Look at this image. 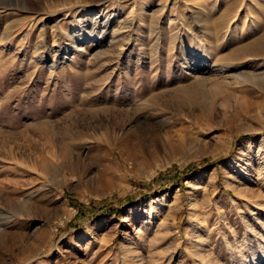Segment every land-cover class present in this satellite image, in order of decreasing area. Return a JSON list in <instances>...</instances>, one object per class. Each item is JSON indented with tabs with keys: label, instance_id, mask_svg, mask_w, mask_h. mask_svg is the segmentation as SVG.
I'll list each match as a JSON object with an SVG mask.
<instances>
[{
	"label": "rangeland",
	"instance_id": "rangeland-1",
	"mask_svg": "<svg viewBox=\"0 0 264 264\" xmlns=\"http://www.w3.org/2000/svg\"><path fill=\"white\" fill-rule=\"evenodd\" d=\"M256 1L0 0V264H264V89L172 81Z\"/></svg>",
	"mask_w": 264,
	"mask_h": 264
},
{
	"label": "bare ground",
	"instance_id": "bare-ground-1",
	"mask_svg": "<svg viewBox=\"0 0 264 264\" xmlns=\"http://www.w3.org/2000/svg\"><path fill=\"white\" fill-rule=\"evenodd\" d=\"M255 5L260 6V8L262 7V10H264L263 3L256 1ZM242 10L249 14L251 7L248 5L243 7ZM259 20V15L253 17V21L257 22ZM218 35L216 34V36ZM262 35L233 49L228 55H217L213 61H207L209 57H207L206 52L201 53L198 48H189L187 52L183 51L184 61L182 69L185 72L172 76L173 80H171L179 83L174 90L182 97L188 93L196 92H212L213 96H218L221 94L225 84L241 86L251 83L258 84L264 89V36ZM208 47L210 50H213L212 44ZM145 104L147 112L145 116L152 119L158 106L156 107L150 103ZM34 193L30 192L29 196L34 195ZM22 202L27 206L28 198L24 197ZM37 212L42 214L43 209L40 208Z\"/></svg>",
	"mask_w": 264,
	"mask_h": 264
}]
</instances>
